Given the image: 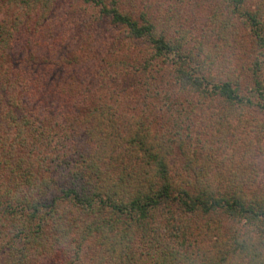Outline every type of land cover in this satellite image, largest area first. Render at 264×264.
<instances>
[{
    "label": "trees",
    "instance_id": "obj_1",
    "mask_svg": "<svg viewBox=\"0 0 264 264\" xmlns=\"http://www.w3.org/2000/svg\"><path fill=\"white\" fill-rule=\"evenodd\" d=\"M197 2L0 0V264H264V0H217L201 32ZM241 28L251 81L217 60ZM239 123L256 151L213 162Z\"/></svg>",
    "mask_w": 264,
    "mask_h": 264
},
{
    "label": "rangeland",
    "instance_id": "obj_2",
    "mask_svg": "<svg viewBox=\"0 0 264 264\" xmlns=\"http://www.w3.org/2000/svg\"><path fill=\"white\" fill-rule=\"evenodd\" d=\"M153 2H159L161 0H152ZM197 2V16H191V14L187 17L186 23L189 27L195 26L196 32H201L202 30L206 29V25L208 23L209 15L213 11V8L216 6L217 0H196ZM126 2V1H125ZM128 4V2H126ZM63 9H67V5L62 7ZM1 14V9H0ZM70 22L67 24L65 30H68L69 36H73L74 34V28L75 23L77 20L72 16L69 20ZM122 35V32L120 33ZM69 38L66 37V41H68ZM254 48L252 46V42L250 38L248 37V32L245 28H241L239 33H236V35L231 40V44L224 46V53L222 57L218 55L219 58L217 60L220 62L221 66L225 68V71L228 72L227 74L239 76L242 75L246 77L249 81L252 80V67L256 60V54L253 51ZM93 55V54H91ZM76 57H72L71 64L75 63V60L78 62V65L75 67L79 68L80 71L77 70V74L75 77L80 76L83 77L85 75V71L89 72L87 69L91 68V63H87V56H81V53H76ZM70 59V58H69ZM68 59V60H69ZM57 60H62L61 63L58 66V70H62V68L65 66H68V63L66 60H63L60 58H57ZM91 65H90V64ZM93 66V65H92ZM63 71V70H62ZM81 72V73H80ZM80 73V74H79ZM250 77V79H249ZM74 79H70V81ZM83 80V79H82ZM118 83V84H117ZM117 91L118 93H122V91H129L131 92V100H129V104L126 102L121 101L122 103L118 104L119 108L121 110H126L128 112L129 108L137 107L142 100L140 99L141 96H138L136 93V89L132 90V83H121V81L117 82ZM115 90V91H116ZM125 93V92H124ZM123 94V93H122ZM124 95V94H123ZM119 95L115 96L117 98ZM192 95H189L187 97H190ZM121 97V96H120ZM187 97L182 98L181 100H187ZM122 98V97H121ZM143 98V97H142ZM190 99V98H189ZM201 98H199L200 100ZM194 103H199L200 106L196 109L197 114L195 116L196 122L195 127L198 129L197 132H205L208 135L213 134L214 138L218 137L217 132L215 129L212 132V128L217 126L215 123V119L218 117L215 116V113L217 111H222L223 109H220L218 106V103H205L204 98L201 101H198L196 97L194 96ZM132 104V105H130ZM203 104L204 107L202 108ZM211 105V106H210ZM211 107L212 110H210L208 107ZM132 113V109H131ZM223 114V111L222 113ZM165 120V115L163 113L158 114L156 117V127L163 124ZM167 120V118H166ZM212 132V133H211ZM236 134V139L232 138L230 133L229 135H224V139L228 140L227 147H221L219 148V153L216 155L213 162H219L222 163L223 166H229L230 163L233 162V164H236L237 166L241 165L242 162L249 156V152L256 151L255 149V138L252 136L251 129L242 123L238 124V129L236 131H233ZM222 134V133H221ZM221 143V142H220ZM260 156V155H259ZM262 161V167L264 168V156L258 158ZM251 159L248 158V161ZM214 167V165H213Z\"/></svg>",
    "mask_w": 264,
    "mask_h": 264
}]
</instances>
